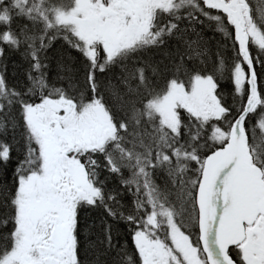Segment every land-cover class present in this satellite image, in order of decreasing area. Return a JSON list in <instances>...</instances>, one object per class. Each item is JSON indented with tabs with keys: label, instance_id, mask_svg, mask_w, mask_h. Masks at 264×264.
Returning <instances> with one entry per match:
<instances>
[{
	"label": "snow or ice",
	"instance_id": "obj_1",
	"mask_svg": "<svg viewBox=\"0 0 264 264\" xmlns=\"http://www.w3.org/2000/svg\"><path fill=\"white\" fill-rule=\"evenodd\" d=\"M0 264H264V0H0Z\"/></svg>",
	"mask_w": 264,
	"mask_h": 264
},
{
	"label": "trees",
	"instance_id": "obj_2",
	"mask_svg": "<svg viewBox=\"0 0 264 264\" xmlns=\"http://www.w3.org/2000/svg\"><path fill=\"white\" fill-rule=\"evenodd\" d=\"M254 2L258 4L259 3V0H257V2H256V0H254Z\"/></svg>",
	"mask_w": 264,
	"mask_h": 264
},
{
	"label": "bare ground",
	"instance_id": "obj_3",
	"mask_svg": "<svg viewBox=\"0 0 264 264\" xmlns=\"http://www.w3.org/2000/svg\"><path fill=\"white\" fill-rule=\"evenodd\" d=\"M256 2H257V0H256ZM255 3V2H254Z\"/></svg>",
	"mask_w": 264,
	"mask_h": 264
}]
</instances>
